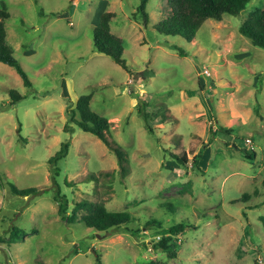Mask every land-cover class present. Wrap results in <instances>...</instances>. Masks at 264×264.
<instances>
[{
  "label": "rangeland",
  "instance_id": "1",
  "mask_svg": "<svg viewBox=\"0 0 264 264\" xmlns=\"http://www.w3.org/2000/svg\"><path fill=\"white\" fill-rule=\"evenodd\" d=\"M2 1L11 12L8 43L33 84L0 61V264H96L98 255L101 264H264V47L240 30L264 0L208 19L191 42L157 29L168 0H149L148 24L141 0ZM106 11L115 12L112 32L124 37L128 68L95 48ZM12 89L26 96L12 103ZM89 92L127 153L125 172L97 135L66 128L69 104ZM161 112L165 121L156 120ZM65 142L67 155L51 164ZM197 155L203 170L193 166ZM58 185L68 214L82 199L102 201L130 211L128 226L140 231L109 234L68 221L54 199ZM14 186L41 190L25 196ZM158 219L193 225L181 234L178 257L155 247L159 225L148 223ZM14 227L26 235L13 236Z\"/></svg>",
  "mask_w": 264,
  "mask_h": 264
},
{
  "label": "trees",
  "instance_id": "2",
  "mask_svg": "<svg viewBox=\"0 0 264 264\" xmlns=\"http://www.w3.org/2000/svg\"><path fill=\"white\" fill-rule=\"evenodd\" d=\"M251 0H168L169 11L167 15L158 23L157 29L165 35L169 36H181L188 42L193 41L200 28L210 18L222 20L224 14L238 15L249 4ZM149 0H141L138 11L144 18V23L148 24L150 15L148 13ZM115 12L106 11L101 16L100 25L94 28V44L97 51L107 54L116 62L128 68L127 60L124 58L125 40L121 35H117L112 32V19ZM11 16V12L5 1H2L0 6V61H3L11 66H14L19 74L22 76L26 86H32L33 82L27 73L26 69L20 63L19 59L15 56L13 47L8 43L7 35V19ZM243 34L248 36L255 45L264 47V9H257L253 11L250 16L243 22L240 27ZM178 49L181 55H186L185 49L173 45ZM12 103L24 98L26 95L21 94L19 91L11 90ZM93 93L89 92L80 96L75 106L69 104L67 112L69 115V123L67 124L68 131H74L70 124H75L79 128L91 132L101 138L110 149H112L119 160L121 170L125 172L127 170L126 161L127 153L123 146L114 138L111 133V122L109 118L92 108ZM148 102L141 101L140 112L145 118L146 126L150 132L154 133V128L150 121L152 120V113L147 109ZM166 112L158 113L155 117L156 120L165 121L167 117ZM259 114V111H258ZM154 118V119H155ZM72 129V130H71ZM69 149V143L65 142L62 145L61 150L51 157L50 163L57 162L59 159L64 158ZM256 150H247L246 157L250 160L255 159ZM171 156L177 160L180 164H187L188 158L185 155L179 153H171ZM201 155H197L193 159V166H196L199 170H203L199 165ZM57 172L53 175L56 182V176L59 174V168H56ZM88 181L97 180V176L90 175ZM69 185L72 184L68 181ZM41 189L37 187H29L19 189L16 186L13 187V191L17 194L29 195L31 193H37ZM248 194L244 195L243 199H247ZM54 199L59 203L60 214L68 221L76 222L81 219L87 226L95 228L97 231L105 233H113L118 230H130L135 235L140 231L139 229H130L128 224L134 219L132 213L128 210H110L104 202L93 201L89 199H82L75 203L73 211L68 214L69 200L66 194L62 193L60 186L58 185L55 190ZM166 208H175L171 203L165 205ZM86 211L81 216L80 211ZM175 212V211H174ZM264 222V216H262ZM159 221V222H158ZM161 222V225H160ZM165 219H158L149 221L150 224H158L156 232L159 234L160 239L155 244L156 248H160L169 253L172 257H178V248L181 246L182 240L181 234L185 233L189 228H193L186 222L172 223L165 225ZM199 226V225H197ZM195 225V227H197ZM198 228V227H197ZM27 231L25 229L14 227L12 235L17 237H24ZM79 253V252H77ZM43 264H49L44 262ZM96 264H101V256L98 255Z\"/></svg>",
  "mask_w": 264,
  "mask_h": 264
},
{
  "label": "built area",
  "instance_id": "3",
  "mask_svg": "<svg viewBox=\"0 0 264 264\" xmlns=\"http://www.w3.org/2000/svg\"><path fill=\"white\" fill-rule=\"evenodd\" d=\"M247 143L249 144V146L251 147V149H254L253 140L251 138H247Z\"/></svg>",
  "mask_w": 264,
  "mask_h": 264
}]
</instances>
